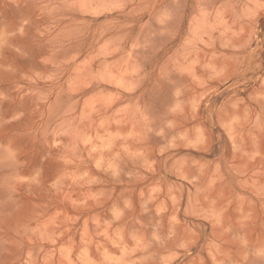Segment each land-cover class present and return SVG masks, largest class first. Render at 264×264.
Returning a JSON list of instances; mask_svg holds the SVG:
<instances>
[{"label": "rangeland", "instance_id": "rangeland-1", "mask_svg": "<svg viewBox=\"0 0 264 264\" xmlns=\"http://www.w3.org/2000/svg\"><path fill=\"white\" fill-rule=\"evenodd\" d=\"M0 264H264V0H0Z\"/></svg>", "mask_w": 264, "mask_h": 264}]
</instances>
